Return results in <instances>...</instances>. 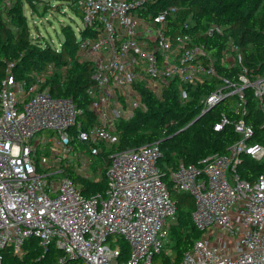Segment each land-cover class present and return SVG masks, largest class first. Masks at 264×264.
I'll list each match as a JSON object with an SVG mask.
<instances>
[{"label":"built area","instance_id":"built-area-1","mask_svg":"<svg viewBox=\"0 0 264 264\" xmlns=\"http://www.w3.org/2000/svg\"><path fill=\"white\" fill-rule=\"evenodd\" d=\"M157 1H77L78 59L92 66L87 94L94 122L87 129L73 99L56 97L45 86L51 65L31 82L17 79L14 63L8 65L0 88V264L3 251L11 248L21 256L29 240L46 253L52 246L61 251L59 264H156L176 221L171 189L195 199L192 221L202 233L183 264H264V173L253 183L240 173L245 156L264 162V135L256 141L248 122L250 101L264 119V73L244 65L234 42L220 59L212 55L193 39L189 21L172 32L168 20L179 7L147 14ZM207 34L223 35V29L211 27ZM209 80L217 86L201 100V115L232 100L236 116L231 120L223 113L214 127L216 132L232 127L239 136L227 155L200 166L180 164L167 174L169 186L158 167L159 144L115 151L98 169L106 170V193L91 197L61 174L65 166L81 177L93 176L102 147L118 143L117 123L147 110L137 83L162 100L174 82L198 87ZM181 99L189 101L187 90ZM75 140L87 150H77ZM114 235L121 239L109 244ZM120 241L127 255L116 246Z\"/></svg>","mask_w":264,"mask_h":264},{"label":"trees","instance_id":"trees-1","mask_svg":"<svg viewBox=\"0 0 264 264\" xmlns=\"http://www.w3.org/2000/svg\"><path fill=\"white\" fill-rule=\"evenodd\" d=\"M54 1L56 0H0V88L10 63H14L13 74L16 78L27 82L33 81L36 75L51 65L53 75L45 86L50 87L56 97L73 99L83 111L79 121L87 129L94 122L89 110L91 98L87 94L93 84L92 66L78 59L80 42L77 32L70 24L63 26L64 39L59 49L54 48L48 43L43 44L41 38L34 37L25 14L24 7L27 5L31 13L39 18H46L53 9L51 3ZM67 1L71 2L74 14L82 19L78 0ZM171 5L179 7V11L168 20V27L172 32H180L183 24L189 21L193 39L206 45L212 55L220 59L224 47L234 42L243 55L244 65L256 73H264V0H158L154 5H149L147 14L157 15ZM215 26L223 29V35L207 34V30ZM86 33L83 32V35L86 36ZM215 86V80H209L198 87L174 82L160 100L143 84L137 83L135 87L147 110L138 109L131 119L117 123L118 143L108 148L102 147V152L92 167L93 176L81 177L74 168L65 166L61 174L72 178L84 195L91 197L106 193V170L100 174L98 169L109 164L110 154L115 151L136 150L159 144L162 157L158 167L167 183L169 171L182 163L200 166L214 155H227L239 136L232 127L221 132H216L214 127L223 113L231 120L236 119L230 109L232 100L216 106L194 122L202 114L201 100ZM183 89L189 93L188 102L181 99ZM248 107V122L254 125L256 141H260L264 135L263 115L255 102L250 101ZM75 143L81 145L77 140ZM79 148L78 150H87L88 147L83 145ZM240 173L244 180L253 183L264 173V162L245 156ZM171 197L177 205L176 221L170 230V245L165 253L155 258L156 264H183L184 255L202 236L192 221V214L196 209L195 199L190 194H179L172 189ZM121 247L123 254L127 255V244L123 243ZM24 251L21 256L9 254L8 250L3 251L4 264H59V259L63 256L54 246L47 253L44 252L36 240H29Z\"/></svg>","mask_w":264,"mask_h":264},{"label":"rangeland","instance_id":"rangeland-1","mask_svg":"<svg viewBox=\"0 0 264 264\" xmlns=\"http://www.w3.org/2000/svg\"><path fill=\"white\" fill-rule=\"evenodd\" d=\"M51 4L53 5V9L50 11L49 16H47L46 18H39L33 12L31 13V10L27 5L24 7V10L25 14L28 17L31 31L34 37L41 38L43 44L48 43L52 47L59 49L61 46V42L64 39V36L62 34V27L70 24L75 29V32H77V28L81 27L82 22L81 19L74 14L73 9L70 7L71 2H68L67 0H56ZM83 145L84 144L81 143V145L79 146ZM51 146L52 144L49 143L48 150L46 152L47 154L50 153ZM79 146L77 145V150L80 149ZM119 239L121 238L118 235H114L111 238L109 244H111L112 241L116 242ZM123 243L124 241L118 242L116 246L121 247ZM8 253L13 254L14 252L11 248H9Z\"/></svg>","mask_w":264,"mask_h":264},{"label":"water","instance_id":"water-1","mask_svg":"<svg viewBox=\"0 0 264 264\" xmlns=\"http://www.w3.org/2000/svg\"><path fill=\"white\" fill-rule=\"evenodd\" d=\"M203 115L199 116L194 122H197Z\"/></svg>","mask_w":264,"mask_h":264}]
</instances>
